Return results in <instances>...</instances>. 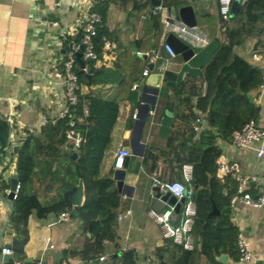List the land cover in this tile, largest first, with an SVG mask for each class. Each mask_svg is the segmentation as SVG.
I'll use <instances>...</instances> for the list:
<instances>
[{
    "label": "crops",
    "instance_id": "obj_1",
    "mask_svg": "<svg viewBox=\"0 0 264 264\" xmlns=\"http://www.w3.org/2000/svg\"><path fill=\"white\" fill-rule=\"evenodd\" d=\"M144 1L116 0V3L124 4L127 11H130L134 4ZM158 1L160 6L156 10V34L148 16L151 4L148 10H142L135 17L128 16L123 11L110 15L109 35L114 42L110 45L111 53L104 54L102 60L95 62L96 67H103V74L92 85L93 92L104 91L105 97L117 106V118L110 135L111 148L105 157V163L112 164L113 153L119 146L132 147L137 154L129 153L128 172L124 176L123 188L119 193L124 203L113 210L122 216L120 221L116 220L115 243L121 251L131 249L135 252V264H147V261L149 264H162L158 262L155 250L163 240L180 244L187 250L194 248L190 231L195 211L196 188L192 182L191 166L183 165L180 168L179 183L184 185L185 193L182 202L176 200L180 205V222L173 228V222L178 215L174 214V208L169 221L160 216L164 207L168 206V203L163 201L167 193L161 185L142 172L139 164L132 161L139 160L140 145L142 151L146 143L160 147L164 145L168 121L163 106L168 94L185 75H196L204 62L216 55V50L223 40L218 32L217 0H187L189 3L182 7L191 8L196 27L206 36L208 45L193 50L188 42L185 43L192 50V57L187 61L180 56H167L164 46L170 33L165 31L164 22L180 21L178 10L174 16L168 15L165 5L180 0ZM88 7L83 0H65L58 8L54 7V0H0V116L6 118L10 126V156L15 155L11 153L12 147L21 143L25 136L38 132L53 123L57 117L61 118L64 109L63 86L52 77L63 54L58 44L81 31L85 13L90 9ZM148 39L150 51H155L163 57L164 69L160 72L162 80L154 107L146 111L144 105L154 99L152 94L142 91L146 78H141L139 84L136 83V89L132 90V83H122L113 65H118L125 71L129 66L133 67L138 59L131 52H127L126 48L131 44L136 46L139 40ZM261 45L264 46V35L259 41L255 36L248 37L233 48V53L248 65L259 68L264 60V49H260ZM124 46L126 47L123 48ZM253 55H256L258 60H255ZM82 64L90 78L89 68L83 61ZM148 65L150 64L146 62V68ZM152 73H159L156 66L153 67ZM114 74L118 77V84L110 87L104 80ZM79 90L82 94L87 92L83 85ZM249 97L258 112L255 123L264 129V91L257 89L251 92ZM136 108H139L140 112L134 120L132 112ZM240 116H243L241 102H229L228 108L223 113L219 112L216 120L211 122L215 134L220 135L224 121ZM134 121L141 123L135 126ZM201 125L199 124V127ZM217 145L221 150L220 159L238 163L242 174L247 178V193L256 198L264 188V155L255 157V145L238 149L230 141L220 139ZM11 176L16 175L13 163L8 160L4 166H0L1 195H4V190L8 188ZM55 189L56 186L51 185L47 177L35 178L32 182L30 193L33 203L37 200L41 203L39 208H44L48 207L47 202H50L48 208L51 211L45 220H42L36 217L39 208L31 209L26 221L24 263L111 264L107 252L102 256V261L99 258L91 261L88 251L76 254L84 248L85 238L76 218H70L67 212H60L68 215L63 221L58 217L60 213L52 212V208H55ZM161 203L164 205L162 209L159 207ZM8 214V206L0 201V231ZM230 216L237 230L246 239L255 264H264V207L254 209L238 202L230 207ZM42 238H46L47 243L42 242ZM48 245L52 247L49 248ZM225 264L238 263L231 262L226 257Z\"/></svg>",
    "mask_w": 264,
    "mask_h": 264
},
{
    "label": "trees",
    "instance_id": "obj_2",
    "mask_svg": "<svg viewBox=\"0 0 264 264\" xmlns=\"http://www.w3.org/2000/svg\"><path fill=\"white\" fill-rule=\"evenodd\" d=\"M188 3L187 0H180L166 4V13L174 16L180 7ZM150 4V0H145L127 11L125 5L117 4L116 0L93 1L88 11L100 17L93 39L96 59L82 60L89 68L90 78L78 74L75 60L77 103L71 107L70 115L57 117L38 132L25 136L21 143H16L19 148L13 156H10L11 143H8L10 126L6 118L0 116V166H4L8 160L13 163L19 187V193L10 203L11 214L0 239V251L8 249L10 254L4 263L0 257V264H25L26 221L31 209H38L41 205L37 200L33 203L30 188L35 178L45 177L49 178L51 185L56 186L52 212H67L70 218H74L72 197L78 182L82 184V201L76 209L75 218L85 238V246L76 252L77 255L88 251L90 260L94 261L107 252L111 264H135V252L131 249L121 251L115 243L117 223L113 210L124 201L112 178V164L105 163L111 148L110 135L117 118V106L105 97L104 91L93 92L92 85L103 74V67H96L95 62L102 60L104 54L111 53L110 45L114 42L109 35L110 15L123 11L135 17L142 10H148ZM157 15H148L154 34L157 32ZM217 22L223 40L216 55L206 60L196 75H185L165 100L163 111L167 116L168 130L164 145L160 147L146 143L139 160L132 161L139 164L142 172L159 185L179 182L181 166H191L192 182L196 186L190 231L194 248L187 250L180 244L163 240L155 250V256L162 264H221L216 257L225 255L231 262H237L239 257L236 247L238 230L230 216L229 202L235 193V184L226 177L218 176L216 160L221 150L217 141H230L237 128L257 118V108L251 103L249 95L258 89L261 71L237 57L233 48L248 37L255 36L259 41L264 35V0H247L239 5L237 14L231 16L227 23H222L217 13ZM81 35L82 31L64 39L61 50H67L71 42L79 43ZM103 39L109 42L106 50ZM149 47L148 39L139 40L136 46L131 44L126 48L138 59L126 71L113 65L122 83L139 84L142 73L148 70L147 60L136 53H146L150 51ZM262 47L260 49H264ZM82 50L78 48L77 51L80 57ZM62 60L56 66L57 71H63ZM81 85L87 89L85 94L80 93ZM232 101L241 102L243 116L224 121L218 136L211 122ZM69 121H72V127ZM199 124H202L201 127ZM68 130L81 136L76 150L80 158L76 162L69 159L75 151L65 139ZM213 209L215 213H212ZM179 222L180 212L173 222V228Z\"/></svg>",
    "mask_w": 264,
    "mask_h": 264
},
{
    "label": "built area",
    "instance_id": "obj_3",
    "mask_svg": "<svg viewBox=\"0 0 264 264\" xmlns=\"http://www.w3.org/2000/svg\"><path fill=\"white\" fill-rule=\"evenodd\" d=\"M65 0H54V7L58 8ZM88 4V8L91 7L94 0H83ZM233 0H217V13L220 21L222 23L229 22L231 18V3ZM247 0H239V4L245 3ZM156 7L154 9H150L148 15H155L157 13ZM143 18H141L142 20ZM100 24V17L97 13H90L88 10L85 13L83 18V24L81 26L82 35L79 39V43L71 42L67 48V50L63 51L62 54V69L63 71H53L52 77L55 81L61 83L63 86V94H64V109L62 110L61 117H65L70 115L71 107H73L77 103V77L74 72V63L75 56L80 46L83 47L82 50V58L84 60H95L96 56L94 53V45L93 39L96 36V28ZM164 28L167 33L173 34L184 44L188 42V45L191 49H199L208 45V39L206 36L200 31L198 27L189 28L178 21H166L164 22ZM103 41L104 49L109 48V42L105 39ZM59 48H62V44H58ZM164 52L167 56L173 57L174 54L170 50V48L165 45ZM137 56H142L147 60L149 64L153 67L156 66L157 72H161L164 69L163 57L158 55L155 51H148L146 53H136ZM255 60H258L256 55H253ZM259 69L261 71V83L258 87L259 90L264 91V60L260 63ZM148 76V71H144L142 73V77L146 78ZM105 83L114 87L118 84V77L114 74V76L107 77ZM131 89H136V85H132ZM140 112L139 108H136L132 112V118L135 120ZM72 121H69V126L72 127ZM65 139L67 142L72 145L74 151L79 148L81 143V136L79 133H76L72 130H68L65 134ZM230 143L238 149H247L251 146L255 145L256 149H254L255 157L260 158L264 155V129L258 126L255 121H248L240 128H237L231 135ZM129 157V153L124 147L119 146L113 153L112 158V168L113 171H118L126 174L128 172V168L125 164L126 158ZM78 158L80 156L78 155ZM217 173L220 177L228 178L232 183L235 184V193L230 197V207L234 204L240 202L244 206L251 207L254 209H260L264 207V188L261 190L260 194L253 198L247 193V178L242 174L241 168L236 162H225L222 159L218 158L216 160ZM162 189L169 194L171 197L175 198V200L181 201L183 200L185 187L183 184L179 182H172L168 184L161 185ZM19 193L18 184L16 185L12 200H14ZM50 213V210L46 207L39 208L36 211V217L38 219L45 220L46 216ZM161 218L163 220H170L173 216V207L168 205L165 206L161 211ZM60 220L65 221L68 218L66 213H60L58 215ZM122 219L120 213L117 212L116 220L117 222ZM236 247L239 254L237 263L238 264H255L252 259L248 244L246 239L243 237L240 231L237 232L236 236ZM42 242L47 243L46 238L41 239ZM51 248V245H48ZM0 254L9 255L10 251L8 249H1ZM104 257H100L99 260L102 261ZM150 262L147 261V264Z\"/></svg>",
    "mask_w": 264,
    "mask_h": 264
},
{
    "label": "water",
    "instance_id": "obj_4",
    "mask_svg": "<svg viewBox=\"0 0 264 264\" xmlns=\"http://www.w3.org/2000/svg\"><path fill=\"white\" fill-rule=\"evenodd\" d=\"M151 3V8L154 9L156 7L160 6V3L158 0H150ZM239 10V0H233L231 3V16H234L237 14ZM178 18L179 21L184 24L185 26L192 28L196 26V21H195V17L192 13V10L190 7H180L178 9ZM165 44L170 48V50L172 51V53L176 56H180L184 61L189 60L192 57V50L188 47V45L184 44L183 42H181L179 39H177V37L173 34H168L166 39H165ZM80 50L83 49L82 46L79 47ZM76 61L79 65L80 71L78 72L79 75L84 76L85 78H89L87 75V71H84L83 69V64L81 61V57L79 53H76ZM147 70L149 72V75L146 77L145 82H144V86H143V93H147V94H152L154 96V99H152V102L148 101V104L146 103L144 105V110H148V109H153L154 107V103H155V99H156V95L158 93L159 87H160V83L162 80V75L160 73H152L153 71V66L150 64L147 66ZM106 76L103 75V78ZM74 117H72L73 119ZM141 123L138 121H134V125L136 126L137 124ZM126 136V133H125ZM17 146L12 147L11 149V153L15 154L16 150H17ZM124 149H126L128 151V153L132 152L134 155L136 154L133 150L132 147H124ZM142 153V146L140 145V151L138 153L139 156H141ZM137 155V154H136ZM78 158V154L76 152H72L71 155L69 156V159L76 162ZM128 161H129V157L126 158L125 160V164L126 166L128 165ZM125 174L122 172H118V171H113V180L115 181V186L117 189V192L120 193L122 188H123V179H124ZM18 184L16 176H11V178L8 181V188L4 190V195L0 194V201H2L3 203H5L8 206V211L9 214L7 215V218L2 226V229L0 231V239L4 233V230L7 226L8 220H9V216L11 214V208H10V203L12 201V196H13V192L14 189L16 187V185ZM194 187L196 188V186L194 185ZM82 196H83V191H82V184L79 181L78 185L76 187V191L72 197V205H73V217H76V209L77 207H79L81 205V201H82ZM163 201H166L168 203V205L173 206L174 208V214L178 213L179 211V203H176L175 198L171 197L169 194H166L163 197ZM158 205V204H157ZM163 204H159V207L162 209L163 208ZM158 207V208H159ZM212 213H215V210L213 209ZM9 256L8 255H2L1 254V261L4 263L8 260ZM221 264H225L226 262V256L225 255H221L218 258H216Z\"/></svg>",
    "mask_w": 264,
    "mask_h": 264
}]
</instances>
